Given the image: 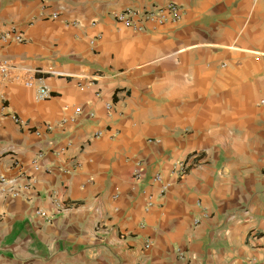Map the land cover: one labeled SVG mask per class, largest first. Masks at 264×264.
<instances>
[{
	"label": "crops",
	"instance_id": "crops-1",
	"mask_svg": "<svg viewBox=\"0 0 264 264\" xmlns=\"http://www.w3.org/2000/svg\"><path fill=\"white\" fill-rule=\"evenodd\" d=\"M0 59V264H264V0H0Z\"/></svg>",
	"mask_w": 264,
	"mask_h": 264
},
{
	"label": "built area",
	"instance_id": "built-area-1",
	"mask_svg": "<svg viewBox=\"0 0 264 264\" xmlns=\"http://www.w3.org/2000/svg\"><path fill=\"white\" fill-rule=\"evenodd\" d=\"M56 18V15L52 16ZM181 14L179 8L174 4H167L166 6L157 9V10H134L130 8H126L119 13L114 14V20L123 26L126 29L132 30L136 33L146 32L148 29L154 30L159 26H163L166 23H176L180 20ZM12 30V29H11ZM148 30V31H149ZM5 40V38H2ZM16 42H21L22 40L19 37H15ZM13 70V67L8 62L0 59V81H6ZM50 92L45 87H40L38 89V96L41 99H48L50 97ZM264 104V101L260 102ZM105 108L107 110L110 109V105L106 104ZM76 114L80 115L82 112L79 108L76 109ZM87 117H93L92 114L85 115ZM15 123L19 122L18 118L13 119ZM101 133L98 132L95 137L100 136ZM188 169L187 162H180L175 164L174 168L172 169L171 173L177 177L183 176ZM138 176V172H136ZM152 184H163V178L160 174H156L152 179ZM6 183L3 177H0V184L4 185ZM165 188L163 189V191ZM14 197L17 196L16 193L13 194ZM39 214V213H38ZM44 216L43 213L39 214ZM146 246L149 247L150 243L147 242ZM181 256V254H180Z\"/></svg>",
	"mask_w": 264,
	"mask_h": 264
}]
</instances>
